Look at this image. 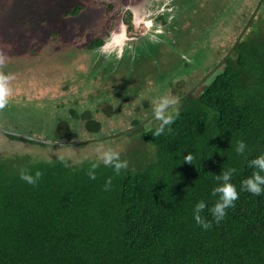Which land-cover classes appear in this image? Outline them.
Masks as SVG:
<instances>
[{"label": "trees", "instance_id": "16d2710c", "mask_svg": "<svg viewBox=\"0 0 264 264\" xmlns=\"http://www.w3.org/2000/svg\"><path fill=\"white\" fill-rule=\"evenodd\" d=\"M246 28L213 72L178 94L193 88L167 110L179 113L171 131L152 135L160 124L155 114L154 125L134 127L153 152H137L119 175L101 163L90 179L95 157L0 156V264H264V194L240 191L254 171L249 162L264 155V17ZM102 42L96 37L88 47ZM70 109L88 129L100 127L87 109ZM59 118L57 132L70 135L72 124ZM239 141L247 146L243 155L235 151ZM189 153L193 164L183 162ZM230 169L239 198L217 224L210 209L219 197L211 193L216 175ZM21 170L42 176L33 186ZM200 201L211 228L194 219Z\"/></svg>", "mask_w": 264, "mask_h": 264}, {"label": "rangeland", "instance_id": "374dc122", "mask_svg": "<svg viewBox=\"0 0 264 264\" xmlns=\"http://www.w3.org/2000/svg\"><path fill=\"white\" fill-rule=\"evenodd\" d=\"M161 1L0 0V73L13 77L0 126L45 140L11 138L0 131V156L55 155L75 163L85 156L96 158L98 148L118 151L127 161L137 152L151 155L152 146L138 135L140 126L111 134L153 113L160 98L174 100L206 77L246 22L248 27L264 17V0L256 9L258 0L164 1L157 16ZM74 4L83 7L66 14ZM150 21L155 31L148 29ZM147 30L160 36L137 40ZM120 31L127 35L122 42L115 38ZM110 35L121 43L109 40ZM96 37L110 43L115 53L109 56L106 46L89 48ZM68 107L79 112L87 107L100 127L88 129L78 116L75 125L69 121L71 134L61 136L56 119L68 121ZM154 124L152 117L143 122Z\"/></svg>", "mask_w": 264, "mask_h": 264}, {"label": "clouds", "instance_id": "9594fccd", "mask_svg": "<svg viewBox=\"0 0 264 264\" xmlns=\"http://www.w3.org/2000/svg\"><path fill=\"white\" fill-rule=\"evenodd\" d=\"M230 50V49H229ZM229 50L227 52H229ZM103 51V49L101 50ZM226 52V53H227ZM224 56V55H223ZM0 60V64H2ZM13 77L11 75H4L0 73V110H3L8 104V97L11 94V89L8 87L9 81ZM175 101L168 98L162 97L154 106L155 118L160 121L159 126L152 133L156 137H160L165 133V128L170 126L175 122L176 117L179 113L177 112L175 116L167 114V109L170 105L174 104ZM168 131H171V128L168 127ZM246 144L243 141L237 142L235 151L237 154L243 155L246 151ZM62 159V158H61ZM88 158L85 156L84 160ZM193 156L189 153L184 157L183 162L188 164H193ZM78 163H83V161H78ZM103 164L106 167L113 168L115 174L119 175L122 170L128 168V161L122 160L120 152L115 151L111 148L106 150L97 149L96 150V161L91 164L89 168L88 175L92 180L96 179L95 169ZM249 166L254 169L252 175L241 182L240 191L248 192L254 196H259L264 194V155H261L255 159H252L249 162ZM235 172V169H230L228 171H222L220 175H216V180L220 182L217 187H215L211 193L212 196H218L219 199L210 209V212L213 216V219L217 224H219L227 215V209L233 207L235 201L239 198V192L237 191L236 186L231 183V178ZM42 173L40 171L35 172V174H30L26 170H21L20 179L26 183L35 186L39 179L41 178ZM111 186V178L105 184V190H109ZM206 203L200 201L194 209V219L198 225L204 229L212 227L211 222H206L205 219L201 216V213L205 210Z\"/></svg>", "mask_w": 264, "mask_h": 264}, {"label": "flooded vegetation", "instance_id": "af4514ba", "mask_svg": "<svg viewBox=\"0 0 264 264\" xmlns=\"http://www.w3.org/2000/svg\"><path fill=\"white\" fill-rule=\"evenodd\" d=\"M164 1H166V4H169L172 0H163V1H161V6H159V11H161L163 8H164V6H163V2ZM169 7V6H168ZM160 13H162V11L161 12H159L158 14H157V16L160 14ZM161 17V16H160ZM163 17V16H162ZM147 25H148V29H150L151 27H153L154 26V23H153V21H150V22H148L147 23ZM127 28V27H126ZM151 29H153L154 31H155V29H156V27H153V28H151ZM148 32L146 33H142L141 35H139V36H137L138 37V39L137 40H139L140 38H143V37H147V36H149V35H151V36H156V35H158V36H160V33H154L153 31H151V30H147ZM127 35L126 34H124L123 33V31H120V34L118 35V36H115V38L116 39H118L119 41H121L122 42V40H120V39H122V38H125ZM109 40H111V41H114V42H117L118 40H114V37H113V35H110L109 36ZM137 40H135L134 42H135V44L137 43ZM105 40L103 39V42L99 45V46H97V48H104L105 46H106V50L108 49V55L110 56V55H112V54H114L115 53V51H113L114 49H112L111 48V44L110 43H107V42H105ZM121 42H117V44L118 43H121ZM132 42V41H131ZM103 43H104V46H103ZM131 44V43H130ZM111 48V49H110ZM230 48H231V46H230ZM229 48V49H230ZM228 49V50H229ZM95 53H96V51H95ZM96 54H98V53H96ZM99 55V54H98ZM123 55V54H122ZM70 108H72V107H68V109H69V113H67L68 115H69V117L68 118H70L69 120H68V122L69 121H71V122H75V117H73L72 116V114H71V109ZM100 108H103L104 110H105V106L103 105V107H100ZM73 109H75V108H73ZM86 109H87V107H86ZM85 109V110H86ZM84 111V110H83ZM96 110H94L93 112H91L92 113V115H94V114H96ZM106 112V111H105ZM108 112V111H107ZM77 113L78 114H81V112H79V111H77ZM87 115H89L90 116V109H87ZM150 114H152V113H150ZM149 116V115H148ZM78 117V116H77ZM82 117V116H81ZM150 118V117H149ZM83 119H84V117H83ZM143 120V119H142ZM56 121H58V119H56ZM70 122V123H71ZM100 122V121H99ZM125 131H127V130H125ZM124 132V131H123ZM57 144H59V143H57Z\"/></svg>", "mask_w": 264, "mask_h": 264}, {"label": "water", "instance_id": "95a60500", "mask_svg": "<svg viewBox=\"0 0 264 264\" xmlns=\"http://www.w3.org/2000/svg\"><path fill=\"white\" fill-rule=\"evenodd\" d=\"M260 2H261V0H258V1H257L256 6H255V9L259 6ZM255 9H254V10H255ZM252 15H253V13H251L250 18L252 17ZM250 18H249V20H250ZM247 24H248V21L246 22V25H244V27H242V31H244V29L246 28L245 26H247ZM241 33H242V32H241ZM241 33H240V34H241ZM240 34H239V36H240ZM239 36L236 38L235 42L238 40ZM232 47H233V46H232ZM232 47H231V48H232ZM231 48H230V49H231ZM225 57H226V55H224L223 58H221V59L215 64V66L212 67V68L208 71L207 74H210L211 72H213L214 69H215L216 67H218V66L222 63V61L225 59ZM198 83H200V81H199ZM192 89H193V88H192ZM192 89H190L189 91H187L186 93H184L182 96H180V97L174 99L175 103H176L180 98H183L184 96L188 95V94L192 91ZM170 106H171V105H170ZM152 115H154V112H153L152 114H150L149 116H147L146 118H144L143 120H141L138 124L132 125L131 127L127 128V129H124L123 131L128 130V129H131V128H134L135 126H137V125H139V124H142L147 118L151 117ZM0 131H4V132H7V133H14V134H16L15 132L9 131V130H7L6 128L1 127V126H0ZM123 131H119L118 133L111 134V135H117V134H119V133H122ZM16 135H18V136H20V137H23V138L31 139V140L34 139V140H38V141H41V142H44V141H45L44 139H40V138H37V137L26 136V135H20V134H16ZM108 136H110V135H108ZM105 137H107V136H105ZM100 138H102V137H99V138H96V139H100ZM87 140H90V139H87ZM91 140H92V139H91ZM58 143H62V142H59V141H58Z\"/></svg>", "mask_w": 264, "mask_h": 264}]
</instances>
